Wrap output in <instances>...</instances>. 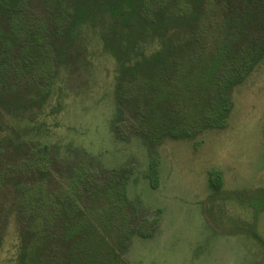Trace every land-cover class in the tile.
Wrapping results in <instances>:
<instances>
[{"label": "rangeland", "instance_id": "374dc122", "mask_svg": "<svg viewBox=\"0 0 264 264\" xmlns=\"http://www.w3.org/2000/svg\"><path fill=\"white\" fill-rule=\"evenodd\" d=\"M106 1L96 5L98 16L81 39L52 48L47 68H21L11 86H0L9 135L48 146L41 160L54 187L83 207L85 180L93 185L115 168L129 172L136 224L150 235L132 233L120 264H264V56L232 86L224 127L152 145L131 124L114 54L132 64L169 49L188 69L194 49L216 48L208 24L225 16V0H144L153 7L147 13L137 12V0L113 29ZM130 81L128 75L124 84ZM212 169L221 176L217 191L209 185ZM18 230L12 213L0 228V264H16Z\"/></svg>", "mask_w": 264, "mask_h": 264}, {"label": "trees", "instance_id": "16d2710c", "mask_svg": "<svg viewBox=\"0 0 264 264\" xmlns=\"http://www.w3.org/2000/svg\"><path fill=\"white\" fill-rule=\"evenodd\" d=\"M135 1H106L111 29L127 20V9ZM100 2L0 0V86H11L22 69L36 73L47 68L52 48L81 39L91 16H98L95 7ZM152 8L149 1L141 0L136 10L147 13ZM223 8L225 16L208 24L218 36L212 44L216 48L194 49L188 69L169 49L132 64L114 54L131 124L152 145L224 127L232 86L262 60L264 0H225ZM198 42L195 37L188 44L194 47ZM128 75L131 81L124 84ZM6 125L0 111V161L4 156L9 160L0 164V228L14 213L20 237L16 264H120L122 248L132 233L150 235L149 228L142 232L136 224V206L127 196L126 169L115 168L93 185L85 180L89 203L80 206L72 195L54 187L44 157L41 160L48 146L34 147L12 137ZM150 170L154 180V163ZM220 184V172L212 169L210 187L217 191Z\"/></svg>", "mask_w": 264, "mask_h": 264}]
</instances>
